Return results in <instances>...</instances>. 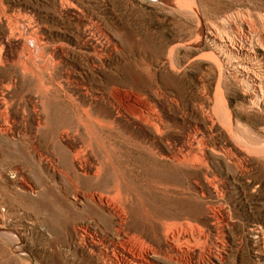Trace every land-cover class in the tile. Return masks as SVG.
Masks as SVG:
<instances>
[{"label": "rangeland", "instance_id": "obj_1", "mask_svg": "<svg viewBox=\"0 0 264 264\" xmlns=\"http://www.w3.org/2000/svg\"><path fill=\"white\" fill-rule=\"evenodd\" d=\"M46 1L47 2L49 1L48 3H50V4L46 3ZM77 1L75 0V2H74L73 0H68V1H66V0H63V1L62 0H57V1L56 0H4V1L0 0V19H1V21H0V23H1L0 38H2V40L4 41V46L7 47L8 44L10 45L12 43L11 41L6 42L7 39L4 40V38H8V34H9L8 33L9 32L8 31L9 25L7 27L8 22L3 18L4 15H6L8 17V19H10V21L12 20L11 23L13 22V25L17 24L19 26V28H21L20 30H22V31L24 30L25 32H26V27L24 28L23 25L26 26L28 24V21L30 20L31 16L36 17V19H38L39 23H41V24H39L40 26H39L38 30L40 29V30H42V32L39 30L41 32V33L39 32V34H42L43 32H45L46 36L48 35L47 37H48V40L50 41L51 47L52 46H61V45L66 46V47H62L63 54L58 52L57 55L56 54L54 55L56 60L58 62H60L59 69L57 70L58 76L56 75V78L58 79V81H57V79H56V81L57 82L61 81L60 83L65 84V82H64L65 74L64 73H65V71H70L71 78H72V83H70V85H73L74 83L76 85V87H75V85H73V86H69L67 88V90L68 89L70 90V91L68 90V94L72 97L73 102H69L68 99L66 97H64L62 94H59L60 97L58 95L50 96L49 97L50 99L49 98L47 99L48 102L46 100V102H45L46 116H43V121L46 122V128H45V130L43 129V131H41L40 134H38L35 139L30 137L29 131L19 132L16 129H14L8 135L0 133L1 137H2V138L0 137V166H2L0 168V177L2 176L0 178V215L2 216V217L0 216V223H1L0 226L5 225L8 222L7 225H5V226L9 231H13V232L18 231L19 234L21 236H23V237H21V242H22L21 246L24 247V245H27V246H25L24 251L28 252V253L30 252V253H29V255L24 257L25 261L22 264H48V263L49 264H58L57 259L53 256L52 253H50V252L44 253L43 252V247H42L43 245H40V244H44V241H45L44 238L48 239V242H52L51 246L52 245L53 246H52L51 250H54V252L56 251V253L59 252L60 255H65L67 249L69 248V246H72V243L74 241L73 239L75 237V228L79 227V226L81 227V225L88 223L89 219H92L93 217H95V212L90 208L89 209H83V210L80 209L81 211H79V212L72 211V209L69 207L68 203L64 202L61 198V194H63L64 191L67 193L68 196H70V194L72 196L69 184H66V183L63 184L62 180L54 177L51 173H50V175H48L49 173L46 171V169H44V167H42V165L39 166V164H37L38 163V153L42 154L43 156L50 157L49 159H52L55 162L54 165L56 164L57 161L59 162V160H57V159H60V161H61L60 164H62V162H65L66 158H67L66 161H68L70 159V157H71L70 152H72L74 150V148H76L78 145L81 144L80 140L73 141L72 136H73L75 128L77 127V123L79 122L78 118H80V116H81L82 109H87L88 108L87 105L90 102H92L90 100V98H88V97H86V99H85V96L80 91L81 85L84 83V80H86V82H88L91 85V87H93L94 89L97 88L98 86L102 85V87L104 89V99L105 100L107 99L106 102H105V100H103V102L101 101L103 104L100 102L101 103L100 105H102L101 110L103 112L104 111L106 112L108 110L113 111L116 107H118L117 106L118 102L115 100L114 94H115V92L119 91V92H122V93L127 94V95H132L135 97V99L137 101L145 102L151 106L156 104L153 107L158 108V110H160V111L162 110V112H164L168 118L170 117L169 120H170V122H172V124H174L173 122H176L177 125L174 124V126H176V128H174V130L170 131V133H169L170 139L173 141L178 140L180 138L181 134H184L185 136L189 135L190 139L192 140L193 132H194V130H196L195 129L196 126H198L199 130L201 131V134L198 133V138L195 141H193L195 151L190 153L191 158H194L195 156H196V158H199V159L202 158L201 164L204 167V168L202 167L201 178H200V180L197 181V184H196V178H195L192 171L183 170V169L179 170V169H175V168L164 167L157 160H155V157L151 153L144 151L140 147V143H142V142L144 143L145 139L144 138L140 139L136 136L131 135V133H130L131 131L128 128H126V125L121 124L118 127H116L114 131L103 130L104 131L103 132L101 130V132H103L102 136H103L104 141H101L100 143H105V145L104 144L103 145L105 147H107V149H108V147H109V149H111V147L113 148V150L112 149L111 150L114 153L110 152L109 149L108 150L106 148L105 149L107 150V153L111 156V158L113 160H116L117 162L120 161V163L122 165L121 169L125 172V176L119 180L124 181L125 183H127V182L130 183V184L128 183L127 186L129 188V190L132 192V194L130 195V197L132 198V201L128 207V210L130 209L129 212L132 213L131 215L135 216L133 218L135 219V223L137 225L136 229L139 232L145 231L144 235L146 237H150V236L153 237L152 232H156L157 234L158 233L162 234L164 232L163 227H165V224L167 222L168 223L170 222L169 223L170 225H178V226L183 225V227L187 225V227H184L186 229H188V227L190 226L188 224L191 223L192 227L191 226L189 227L190 228L189 231H186V229H184V230L186 232H189L187 234L190 235V237H191L190 238V246L192 244H193V246H195V253L200 254L201 256L203 253L204 257L202 256L201 258H202V262L204 264H206L207 262H208V264L213 263V262H211L210 258H208L210 251H212L216 254L219 253V254H217L218 259L216 261H214L215 263H213V264H264V249H263L264 248V240H262V238L264 239V235H263V233H264V161H262V160H264V143H263L264 141L262 142V140H264V136H263L264 135L263 134L264 129H262V128H264V124H262V123H264L263 122V120H264V110H263L264 107H262L263 105H261V103H260L261 106L257 107L256 104H253L251 101H249V96H248V93H246L247 88H246L245 84L244 83L242 84V82H240L239 80H238L239 81L238 82L237 77H235L236 74L234 72V67H235L234 65H236L237 62L246 63L247 60L246 61H245V59L242 60V59H240L239 56H237L235 54L230 55V53L227 50H224V49L234 47L235 50L233 48V51H236V50L240 51L244 47L243 48L244 50L242 49L241 51L252 52L253 48H256L253 51L254 53L252 52L255 55V57L257 56V54L264 52V50L262 49V47H263L262 42L264 41V38H263L264 35L260 36V34H264V0H168V2H166L167 0H86V1L82 0V2H81L82 4L80 3L81 0H77ZM83 2L85 3L84 5H83ZM172 2H173V4H172ZM2 3H4V4H2ZM58 3L62 7L58 6ZM63 3H65L64 7H63V5H64ZM74 3H76V4H74ZM77 4L80 6L78 7ZM56 6H57V8H55ZM66 6H67V9H66ZM70 6L72 7V9ZM74 6H77L78 9H77V7H74ZM35 7H36V9H35ZM45 7H47V8H45ZM48 7H50V8H48ZM68 7H70V8H68ZM63 8H64V11H63ZM74 9H75V11H72ZM26 10H28L29 13ZM76 10H81L82 12L76 11ZM13 11L16 12V14H20V15L23 14L22 16H25V17H23V18H25L24 21L22 19V16L19 17L20 16L19 15L17 17V15ZM18 11L21 13H18ZM47 11H49V12H47ZM60 11H62V12H60ZM66 11H68L67 12L68 14H66ZM31 12H32V14H31ZM50 12L52 13V15ZM59 12H60V15L58 14ZM72 13H73V15H72ZM13 15L16 16L17 19L19 18L20 21H18ZM29 15H31V16L29 17ZM62 15H64V16H62ZM67 15H69V16H67ZM45 16H47V17L45 18ZM99 16H100V18H99ZM12 17H14V18H12ZM26 17H28L29 19ZM70 17L75 18V19L70 20L69 19ZM91 18H92V21H91ZM26 19H27V21H26ZM60 19H62V20H60ZM52 20H53V22H52ZM62 21L64 23H66V21H68V22L65 25L62 23ZM19 22H21L22 24H19ZM91 22H93V23H91ZM53 23H55V24H53ZM56 23H57V27H56ZM81 24L83 26H81ZM92 24H95L96 26H98V24H99L98 27L100 29L102 28L101 29L102 33L105 34V32H106V34L104 35V39H105L104 41L101 40L103 38V36L100 35L98 30H96L92 26ZM48 25L50 27V28L48 27L49 29L47 28ZM43 26H44V28H43ZM45 26H46L47 30L45 29ZM77 26H78V28H77ZM68 27H70V29H68ZM90 27H93V29H90ZM201 27H203V28H201ZM6 28H7V30H6ZM55 28H56V33H55ZM84 28H86V29L84 30ZM88 28L92 31V33L96 30L95 31L96 33L95 32L93 34L91 33L92 36H90V37L96 38L99 36V37H101V39L99 37L98 38L100 40H98V38L96 40H94L95 38L93 39L90 37L83 39V40H85L84 43L88 44L85 46V44L83 43V40L80 36H81V33L83 32V30L88 31L89 30ZM43 29H44V31H43ZM80 29H81V31H80ZM199 29H201V30H199ZM3 30L5 32H3ZM46 31L49 33L51 32V33L49 34ZM198 31H199V35H198ZM79 32H81V33H79ZM64 33H66L67 35ZM241 33H243V34H241ZM70 34L73 36V38L70 37L71 36ZM253 34H256V35L253 36ZM93 35H95V36H93ZM201 37L203 38V40ZM216 37L218 39H216ZM228 37H230L228 40H232V39L237 40V38H239V39H238V42L237 41L235 42L233 40L230 43L227 40ZM231 37H232V39H231ZM240 37H242V38H240ZM79 38H80V40H79ZM89 38H90V40H89ZM196 38H200L202 41L200 39H196ZM258 38H260V39L262 38L263 39L262 42ZM65 39H67V40H65ZM74 39H75V41H74ZM97 40L99 41V43H97L98 42ZM109 40H111V41H109ZM222 40H224V41H222ZM226 40H227V43L225 42ZM250 40H253L252 41L253 43L250 42ZM87 41H89V42H87ZM197 41H200V42H197ZM214 41H216V42L219 41V42L215 43ZM257 41L259 42V44L257 43ZM100 42H102V43H100ZM110 42H112V43H110ZM194 42H196V43H194ZM224 42H225V44H224ZM244 42L247 44H245ZM254 42H255V44H254ZM64 43H66V45H63ZM77 43H78V46H77ZM197 43H199V44H197ZM219 43H220V45H219ZM228 43H229V45H228ZM250 43H251V45H249ZM190 44H192V45H190ZM231 44L232 45L235 44V46L234 45L231 46ZM260 44L262 47L260 46ZM9 45L7 48L4 47V49H3L4 51L3 50L1 51V52H3L2 55L8 57L7 62H6L7 63L6 66L12 65V63L15 64V61H16L15 57L17 55L16 53L19 51V50L18 51L16 50L13 43L11 44L12 49L10 48ZM109 45H111V46H109ZM113 45H115V46H113ZM177 45H179V46H177ZM217 45L219 47L223 46L224 48L220 47L221 50H219ZM253 45H255V47H253ZM263 45H264V42H263ZM50 46H48V48H47V51L49 50V52H51ZM93 46H95V48ZM176 46H177V48H176ZM225 46H227V48ZM67 47H69V48L67 49ZM105 47H107V49ZM249 47H251V48L253 47V48L251 49ZM65 48L68 51L67 50L64 51ZM71 48H72V50H70V52H69V49H71ZM74 48L77 49V51ZM172 48H174V49H172ZM7 49H8V51H7ZM102 49H103V51H102ZM247 49H249V50H247ZM85 51H87V52L85 53ZM92 51H94V52H92ZM218 51L220 53H218ZM221 51L222 52L224 51V52L222 53ZM67 52H69V53H67ZM96 52H99V53H96ZM76 53H78V55ZM215 53H216V55H215ZM221 53H222V55H221ZM81 54L82 55L85 54V56L83 57ZM96 54L101 55L103 57V60H104L103 64L99 61ZM203 54H205V55H203ZM86 55H87V58H86ZM207 55H209V56L206 57ZM212 55H215L216 57H218V60L220 59L219 62H221L220 63L221 67H223L220 70L221 72L218 70V68L214 65L213 61L211 60ZM225 55H227L225 57L226 59L224 58ZM202 56H204V58ZM63 57H64V60H63ZM67 58H68V60H67ZM232 58H233V60H232ZM223 59H225L224 60L225 63L228 61V59H230V62H227L229 65L227 63L225 64ZM234 59H236L237 62L236 61L233 62ZM258 60H259L258 58L255 59L256 65L261 63V61H258ZM77 61L80 63H78ZM10 62H12V63L10 64ZM173 63H174V65H173ZM174 66H177V67H174ZM60 67H63V68L60 69ZM70 69H74V71L70 70ZM223 70H224V72H223ZM176 71H177V73H176ZM228 72H230V73H228ZM231 72H232V75H231ZM87 73H89V74H87ZM220 75H221V81H219ZM61 76H63V77H61ZM77 76H79V77H77ZM81 76H83V77H81ZM84 77H85V79H84ZM234 77H235V79H233ZM202 78H204V79H202ZM45 79H48V78L46 77ZM103 80H104V82H103ZM75 81H77V82H75ZM235 81H237V82H235ZM22 82L20 84V88L22 86V90H24V91L32 89L36 85V83L31 84V83H28L27 81H22ZM218 82H219V84H218ZM78 83H79V85H78ZM174 84H175V86L176 85L177 86L174 87V90H173ZM115 86H116V88H115ZM74 87H75V89H74ZM218 87H219V90H217ZM244 88H246V89L244 90ZM112 90H113V92H112ZM216 92H218V93H216ZM220 92H221V97H220ZM244 93H245V96H244ZM215 94H216V96H215ZM26 95H27L26 97L28 99H30V97L32 98V96H34L33 94L30 95L29 93ZM223 95H224V97H223ZM81 96H83V97H81ZM109 96L113 97L114 99L110 98ZM217 96H219V98H215ZM53 97H55V99H53ZM57 98H58V100H56ZM59 98L62 101L61 100L59 101ZM74 98H75V101H74ZM220 98L223 100L222 102L225 106L229 105L228 107H225L223 105V107H221V111L222 112L225 111L227 114H229V113L232 114V112H233L232 115L234 117L235 123H232L231 120H230L231 122L229 121L227 114L225 115L226 117L224 116L225 112H223V114L220 115L222 112H220V110H219L220 113H218V121L215 124L216 128L215 127L213 128V131H212L213 137H212L211 136L212 133L208 129L209 125L207 123H205V121L202 119V114L200 111H201L202 107H203V109L205 107V109H204L205 111H207L208 108H210L208 112H211L213 109L216 108L214 106H215V104H217L219 102ZM112 100H115V102L113 101V103H112ZM173 100H174V102H173ZM176 100H178L179 102ZM51 101H53V104ZM63 101L66 103H64ZM215 101H218V102L216 103ZM246 101H247V103H246ZM75 102L77 105L79 104L80 107L77 106L75 104ZM59 103H61V104H59ZM104 103H106V104H104ZM109 103L110 104L112 103V104L110 105ZM179 103H181V104H179ZM170 104H172V105H170ZM175 104H177V105H175ZM252 104L255 105L256 108ZM46 105H48V107ZM246 105H247V107H246ZM168 106L169 107L173 106V107L169 108ZM49 107H51V108H49ZM111 107H113V108H111ZM197 107H199V108L197 109ZM248 107H249V109H248ZM253 107H254V109H253ZM179 108H181V109H179ZM226 108H227V110H226ZM228 108H230V109L228 110ZM234 108H236L237 110ZM251 108L253 109V111L251 110L252 112L250 111ZM104 109H106V110H104ZM254 110H255V112L257 110L258 111L257 113H259V114L257 115V113H255ZM183 111H184V113H183ZM228 111H232V112L228 113ZM253 112H254V114H253ZM248 113H249V115H248ZM188 114H190V115L188 116ZM77 115H78V118H77ZM181 115H183V116H181ZM219 115H220V117H219ZM48 116H50V119ZM179 116H181V117L179 118ZM248 117L251 118L252 120L254 118V120L252 121ZM76 118L78 119V121ZM219 118H222L223 120L225 119L224 122L221 121L222 119L219 120ZM235 118H237V119H235ZM241 118H242V120H241ZM68 119H69V121H67ZM104 119L106 121H109V119L106 118V116H104ZM74 120H76V121H74ZM70 121H71V123L74 122L75 124L74 123L71 124ZM186 122H187V124H186ZM218 122H220L222 125H219L220 123H218ZM188 123H190V124H188ZM197 123H198V125H197ZM228 123H229V125H228ZM237 123H239L240 125ZM64 125H65V127H64ZM74 125H76V126H74ZM68 126H69V129H67ZM226 126L230 129H228ZM234 126H236L235 128H237V129H234ZM254 126H256L257 129ZM222 127H223V129H222ZM252 127H254V128H252ZM231 128H233V129H231ZM116 129L118 132L116 131ZM243 129L246 131L247 135L250 134L248 137H250L252 135L253 138H251V139H254V140H251L250 138H248L245 131H243ZM70 130L73 131V133ZM230 130H231V134L226 133V132H230ZM253 130L255 132L257 131V135L260 134L258 136L259 137L258 139L257 138L255 139V136L257 137V135H255L256 133L254 134ZM63 131H67L64 133H68L70 138H67L66 134L62 135L61 133ZM119 131H121V132H119ZM208 132L210 133V135ZM243 132H244V135H243ZM107 133L109 134V135H107L108 137H104V136H106ZM117 133H120V134H117ZM251 133H253V134H251ZM58 134H59V136H58ZM60 134H61V136H60ZM84 134L85 133H83V135ZM234 134H236L237 136H235ZM41 135H42V137H40ZM215 135H217V136H215ZM241 135H243V136H241ZM7 136H8V139H6ZM55 136H56V141H55ZM62 136H64V138ZM59 137H62L63 139L60 138L61 140H59ZM116 137H118L117 140L115 139ZM230 137H232V138H230ZM236 137H241L242 139L241 138L236 139ZM28 138H29V140H28ZM3 139H5V140H3ZM65 139L67 141H63ZM84 139H86V135H85ZM108 139H110L109 141H111V143L113 140H115L116 142L113 141V143L110 144V142L108 143ZM202 139H204L203 142H201ZM218 139H219V141L220 140L221 141L219 142ZM9 140L11 141L12 144H13V142L15 144L10 145ZM16 140H18V143L20 142V145L18 144L19 146L16 145V143H17ZM47 140H49V141H47ZM57 140H59V141H57ZM212 140H213V142H212ZM232 140L234 141V143H236L235 145L232 142ZM236 140H238V142ZM240 140L242 143H240ZM76 141H78V142H76ZM119 141H120V144H119ZM123 141H124V143H123ZM205 141H209V142H205ZM226 141H228V142H226ZM204 142H205V144H204ZM217 142H219V143L217 144ZM257 142L263 143V144L260 145ZM39 143H42V145L41 144L39 145ZM71 143H73V144H71ZM212 143H215V145ZM237 143L238 144L240 143L239 144L240 146L237 145ZM244 143L247 144L248 147H246V145ZM127 144H129V145L127 146ZM176 144H178V142H176ZM203 144L205 146V147H203L204 149L201 148ZM229 144H231V145H229ZM249 144H250V146H249ZM258 144L260 145V147ZM26 145H29L30 147L26 146ZM31 145H33V146H31ZM43 145H44V147H43ZM59 145H60V147H64V148L60 149ZM93 145H94V151H95L98 158H102V156L103 157L106 156V154L103 155L106 152L103 149H101L100 147H97L98 146L97 143L95 144V142H93ZM243 145L246 148H244ZM253 145H255L256 147L255 146L253 147ZM207 146H208L209 150H207L208 149ZM215 146H216V148H215ZM221 146H222V148H221ZM237 146L239 147V149ZM22 147L23 148L25 147L26 149L25 148L23 149ZM36 147H37V149H36ZM52 147H53V149H52ZM57 147H59V149ZM217 147H219V148H217ZM30 148H32V149H30ZM40 148L42 149V151L40 150ZM197 148H200V150L203 149V151L205 150L206 154L204 152H203L204 155L198 154L197 153L198 151H196ZM249 148L250 149L252 148L254 150L249 151ZM57 149L61 153L58 152ZM211 149H214L213 151L215 154L213 153V155H212L210 153ZM223 149H225V150H223ZM222 150H223V152L224 151L228 152V154H226V152H224L225 153L224 154L222 152ZM227 150H230V151H227ZM26 151H27V153H26ZM64 151H66L65 154L67 152L69 154L67 153V156H66L63 153L65 156L62 155V152H64ZM219 151L222 152V154H220ZM231 151L233 152L232 154H231ZM56 152H58L57 154H59V153L60 154L57 155ZM102 152H103V154H102ZM143 152H144V154H143ZM115 153H116V155H115ZM217 153H219V154L217 155ZM229 154L231 156L234 155L233 158L231 156H229ZM36 155H37V159H36ZM50 155H52V157ZM151 155L153 157H150ZM259 155H260V157H259ZM15 156L18 159H16ZM58 156H60V158ZM62 156H64V157H62ZM206 156H208V157H206ZM249 156H251V158ZM238 157H239V161L237 159ZM230 159L233 161L231 162ZM258 159L261 162H259ZM205 160H206V162H205ZM255 160H257V161H255ZM237 162H238V164H236ZM16 163H18L20 165H18V164L16 165ZM35 164H37L38 167ZM60 164L57 163L58 168H63L65 166V165H62V167H61ZM240 164H242V165H240ZM25 166H27V167H25ZM245 166H246V168H245ZM18 168L21 169L22 172L24 171L23 174L24 175L26 174L25 177L28 178L30 181L33 177L35 178L31 182L34 185L37 184L36 185L37 187L39 186L37 189L35 188V192H37V194H35V195H37V196H35V195L33 197H31L29 195L26 196V195H23L21 191L16 189V187H15L16 179L14 177L16 176L15 174H16V171ZM37 168L39 171L37 170ZM242 168H244V169H242ZM31 172H32V175L29 174ZM110 175H111V170H108V173L105 174L101 179H99L98 182H97V180H92L89 178H80L77 180L78 182L77 181L76 182L79 184V186L80 185L82 186V187H80L82 189V191H88V190H92V189L95 191L108 190L116 183V181L118 179L114 175L113 176L112 175L110 176ZM46 176H47V178H46ZM12 177H13V179H12ZM29 177H31V178H29ZM36 178H37V180L40 179V180H38L39 182L36 180ZM51 178H53V179H51ZM48 179H49V181H48ZM108 180H109V182H108ZM3 181H5L6 184ZM101 181H102V183H101ZM49 182H51V183L49 184ZM198 182H200V183H198ZM1 183H3V184L1 185ZM47 184H49V185H47ZM57 184H59V185L61 184V186H57ZM91 185H92V187H91ZM216 185H218V186H216ZM45 186L49 187V190L46 193H43L41 188H43ZM67 186H69V187H67ZM210 186H211V188H210ZM12 187H13V189L15 188L16 190L11 189ZM100 187H102V188H100ZM4 188L7 192L4 190ZM67 189H69V190H67ZM58 190H59V192H58ZM9 192L12 193V195L16 197L15 198L16 200L13 199L12 195ZM19 193L21 194L20 196L18 195ZM222 193H224V194H222ZM7 194H9L11 197ZM38 194H39V196H38ZM40 195L42 197H40ZM221 195H223V196H221ZM21 196L23 199L20 198ZM38 197H40V198H38ZM8 198H10L9 201H8ZM33 198H34V200H33ZM221 198L224 200H222ZM17 199H19V200H17ZM13 200L17 201V202H14ZM135 200H136V202H134ZM11 201H13L14 203H12ZM16 203H18V204H16ZM19 204H21V205H19ZM38 204L40 205V207ZM32 206H34V207H32ZM46 206L48 208H45ZM147 207H149V208H147ZM6 208H8V209H6ZM212 208H214V210L216 212V216L213 218H210L208 215H209L210 210ZM46 209H47V211H46ZM147 209H149V210H147ZM222 209H225V211H223ZM25 210H27V211H25ZM69 210H70V212H68ZM147 211H148V213H147ZM15 213H16V215L13 216V214H15ZM31 213L34 215H32ZM50 213H51V215H50ZM29 214H30V217L28 216ZM61 214L62 215L64 214V215L61 216ZM11 215H12V217H11ZM45 215H47V216H45ZM157 216L159 218H157ZM13 217H14V219H12ZM61 217H62V219H61ZM4 218L7 219V222H5L6 220ZM198 218H200L199 219L200 221L198 220ZM227 218H229V220ZM102 219H103V223H102ZM30 220H31V223L33 222L32 224H30V222H29ZM35 221H36V223H34ZM47 221H49L50 224H49V222L45 223ZM226 222L229 224H226ZM13 223H15V225ZM171 223H173V224H171ZM202 223H205V224L203 225ZM213 223H215V226L217 227V229L215 228ZM223 223H224V225H222ZM16 224H18V225H16ZM28 224H29V227H27ZM101 224H104L102 226L105 228L110 227V221L107 218L101 217ZM193 224L195 225L194 226L195 228L193 227ZM9 225H11V227ZM39 225H41V226H39ZM197 226H199V227L201 226L202 228H199ZM222 226H223V228H222ZM183 227H182V229H183ZM30 228L32 230L33 229H35V230L31 231ZM51 228H53V230ZM198 228L202 229V231L205 233L204 236H203L204 233L201 230H199ZM154 229H155V231H154ZM260 229H261V231L258 232V230H260ZM40 230L41 231L43 230L42 231L43 235H42ZM47 230L51 231L50 232L51 235H49V231H47ZM65 230H69V233H70L69 237L71 240L68 239L69 237L66 238L64 236ZM191 230H193V233L196 235L198 233L197 236H200L199 238H202V237H204V238L201 240L196 235L194 238L193 237L194 234L191 233L192 232ZM210 231L212 232V234ZM256 231H257V234H256ZM29 233H31V237H33V233H34V239L35 240L33 239L32 242L28 241L29 240L28 239ZM199 233H201V234H199ZM27 235H28V237H27ZM201 235H202V237H201ZM256 235H257L258 239H257ZM42 236H44V237H42ZM226 236H227V238H226ZM38 237H40V238H38ZM217 237H218L219 241L216 240ZM255 237H256V239H255ZM260 237H262V238L260 239ZM36 238H38L39 240ZM41 238L43 239V241ZM193 239H195V240H193ZM257 240L260 241L261 243L260 242L258 243ZM200 241L203 243L200 244L201 243ZM208 241H209V244H208L209 246L207 245L208 246L207 247L206 244L208 243ZM225 241H226V243H225ZM197 242H200V243L198 244ZM227 242L229 244H227ZM217 243L220 244V245L218 244L220 246L219 249H218ZM65 244H67V245H65ZM211 245H214V247L212 246L213 250H212V248H210ZM205 246L208 248L209 253L206 250L207 248ZM61 248H62V250H60ZM197 248L200 250H198ZM86 249L87 248H81L78 250V253H77V256H79L78 258H74V257L70 256V258H69V261L71 259L70 263H72V264H80V263L81 264L82 263L83 264H90V263L96 264L95 259H93V257L89 254V252H87L88 249L87 250ZM201 249L203 251L205 250V252H203ZM31 250H35V252L31 251ZM217 250H218V252H217ZM219 250H220V252L223 250L221 253L224 256H222V254H220ZM36 251L37 252L39 251L38 252L39 254ZM188 251L189 250L187 249V252ZM201 251H202V253H201ZM42 253H43V255H42ZM44 255L47 257L44 258L45 257ZM83 255H84V257H83ZM9 257H10L9 250L0 244V262H1L0 264H14V262L11 260V257L10 258ZM85 257H86V259H85ZM81 259H82V261H81ZM2 260H4V261H2ZM5 261L8 263H6ZM44 261H45V263H44Z\"/></svg>", "mask_w": 264, "mask_h": 264}, {"label": "bare ground", "instance_id": "obj_2", "mask_svg": "<svg viewBox=\"0 0 264 264\" xmlns=\"http://www.w3.org/2000/svg\"><path fill=\"white\" fill-rule=\"evenodd\" d=\"M4 1V0H3ZM57 1V0H56ZM63 1V0H62ZM66 1H68V0H66ZM74 2H75V0H73ZM77 1V0H76ZM86 1V0H85ZM49 2V1H48ZM47 1H46V3H48ZM51 2V1H50ZM78 2V1H77ZM76 2V3H77ZM82 2V0L80 1V3ZM166 2H168V0L166 1ZM187 2V1H186ZM61 3V2H60ZM76 3H74V4H76ZM170 3V2H169ZM190 3V2H189ZM2 4H4V3H2ZM48 4H50V3H48ZM54 4V3H53ZM62 4V3H61ZM64 5H63V7L65 6V3H63ZM73 4V5H74ZM82 4V3H81ZM85 3L83 2V5H84ZM172 4H173V2H172ZM72 5V6H73ZM175 5V4H174ZM196 5V4H195ZM4 6V5H3ZM52 6V5H51ZM58 6H61V5H59V3H58ZM77 6L79 7L80 5H78L77 4ZM77 6H74V7H77ZM82 6V5H81ZM171 6V5H170ZM62 7V6H61ZM71 7V6H70ZM70 7H68V8H70ZM73 7V8H74ZM78 7H77V9H78ZM84 7V6H83ZM87 7V6H86ZM42 8V7H41ZM45 8H47V7H45ZM48 8H50V7H48ZM53 8V7H52ZM51 8V9H52ZM55 8H57V6L55 7ZM85 8V7H84ZM5 9V8H4ZM22 9V8H21ZM34 9V8H33ZM35 9H36V7H35ZM54 9V8H53ZM66 9H67V6H66ZM71 9H72V7H71ZM81 9V8H80ZM2 10V9H1ZM69 10V9H68ZM82 10V9H81ZM81 10H76V11H81ZM17 11V10H16ZM21 11V10H20ZM27 12H28V10H26ZM36 11V10H35ZM51 11V10H50ZM55 11V10H54ZM59 11V10H58ZM63 11H64V8H63ZM72 11H75V9L74 10H72ZM4 12V11H3ZM7 12V11H6ZM14 12V11H13ZM34 12V11H33ZM41 12V11H40ZM45 12V11H44ZM47 12H49V11H47ZM60 12H62V11H60ZM60 12L58 13L59 15H60ZM68 11H66V14H68L67 13ZM82 12V11H81ZM93 12V11H92ZM15 14H16V12H14ZM18 13H21V12H19L18 11ZM29 13V12H28ZM51 13V12H50ZM57 13V12H56ZM70 13V12H69ZM78 13V12H77ZM80 13V12H79ZM11 14V13H10ZM31 14H32V12H31ZM39 14V13H38ZM55 14V13H54ZM57 14V15H58ZM62 14V13H61ZM64 14V13H63ZM87 14V13H86ZM90 14V13H89ZM94 14V13H93ZM96 14V13H95ZM17 15V17L20 15V14H16ZM23 15V14H22ZM22 15H20L19 17H21ZM28 15V14H27ZM34 15V14H33ZM42 15V14H41ZM48 15V14H47ZM51 15H52V13H51ZM72 15H73V13H72ZM12 16V15H11ZM14 16V15H13ZM31 15H29V17H30ZM62 16H64V15H62ZM67 16H69V15H67ZM88 16V15H87ZM93 16V15H92ZM98 16V15H97ZM16 19H17V17L16 16H14ZM14 17H12V18H14ZM23 17H25V16H22V19H23V21H24V19L25 18H23ZM47 16H45V18H46ZM49 17V16H48ZM73 17V16H72ZM3 18L8 22V24H7V27H8V25H9V34H8V38H4V40H6V42L8 41H11L13 44H14V46H15V48H16V50L18 51H16L17 53V55H16V57H15V59H16V61H15V64H13L12 62H10V64L12 63V65H10V66H6V62H7V59H8V57L7 56H4V55H2V53L3 52H1L3 49H4V47H6V46H4V41L2 40V38H0V133H2V134H5V135H8V134H10L14 129H16L17 131H19V132H25V131H29V134H30V137H32L33 139H35L36 137H37V135L38 134H40V132L41 131H43V129L45 130V128H46V122L45 121H43V116H46V110H45V102H46V100L50 97V96H53V95H58L59 96V94H62L64 97H66L67 99H68V101L69 102H73V99H72V97L68 94V90H67V88L69 87V86H73V85H75V83L73 84V85H70V83H72V78H71V74H70V71H65V80H64V82H65V84H62V83H60V82H57L58 81V79L56 78V75H57V70L59 69V66H60V62H58L57 60H56V58L54 57V55L56 54L57 55V53L58 52H60L61 54H63V49H62V47H66V46H50V41L48 40V35L46 36V33L45 32H43L42 34H39V32L41 31L42 32V30H38V28H39V24H41V23H39V21H38V19H36V17H34V16H31V18H30V20L28 21V24L25 26V25H23L24 26V28L26 27V32L23 30H20L21 28H19V26L17 25V24H14L13 25V22L11 23V21H10V19H8V17L6 16V15H4L3 16ZM10 18V17H9ZM26 18H28V17H26ZM38 18V17H37ZM55 18V17H54ZM64 18V17H63ZM77 18V17H76ZM80 18V17H79ZM99 18H100V16H99ZM21 19V20H22ZM29 19V18H28ZM42 19V18H41ZM65 19V18H64ZM70 20L71 19H75V18H69ZM87 19V18H86ZM97 19V18H96ZM3 20V19H2ZM18 21H20L19 20V18L17 19ZM60 20H62V19H60ZM69 20V21H70ZM0 21H1V19H0ZM16 21V20H15ZM26 21H27V19H26ZM44 21V20H43ZM51 21V20H50ZM64 21V20H63ZM62 21V23L63 24H65L66 25V23L68 22V21H66V23H64ZM82 21V20H81ZM90 21V20H89ZM91 21H92V18H91ZM94 21V20H93ZM98 21V20H97ZM6 22V23H7ZM52 22H53V20H52ZM99 22V21H98ZM97 22V23H98ZM48 23V22H47ZM61 23V24H62ZM83 23V22H82ZM91 23H93V22H91ZM4 24V23H3ZM19 24H22L21 22H19ZM25 24V23H24ZM53 24H55V23H53ZM60 24V25H61ZM59 25V26H60ZM101 25V24H100ZM0 26H1V23H0ZM74 26V25H73ZM76 26V25H75ZM79 26V25H78ZM78 26H77V28H78ZM81 26H83L82 24H81ZM80 26V27H81ZM91 26V25H90ZM92 26L96 29V30H98V32L100 33V35H102L103 36V38L101 39V37H99L102 41H104L105 39H104V35L106 34V32H105V34L104 33H102V31H101V29L98 27L99 26V24H98V26H96L95 24H92ZM49 27V25L47 26V28ZM56 27H57V23H56ZM67 27V26H66ZM93 27H90V29H93ZM5 28V27H4ZM41 28V27H40ZM43 28H44V26H43ZM50 28V27H49ZM48 28V29H49ZM73 28V27H72ZM201 28H203V27H201ZM45 29H46V26H45ZM66 29V28H65ZM64 29V30H65ZM68 29H70V27H68ZM86 28H84V30H85ZM89 29V28H88ZM88 30V31H84L83 30V32L81 33V32H79V33H81V38H82V40L83 39H86V38H88V37H90V36H92V34L96 31H94L93 33H92V31L91 30ZM6 30H7V28H6ZM47 30V29H46ZM63 30V31H64ZM199 30H201V29H199ZM43 31H44V29H43ZM50 31V30H49ZM53 31V30H52ZM67 31V30H66ZM73 31V30H72ZM80 31H81V29H80ZM3 32H5L4 30H3ZM40 32V33H41ZM47 32V31H46ZM58 32V31H57ZM1 33V32H0ZM47 33H49V32H47ZM51 33V32H50ZM49 33V34H50ZM55 33H56V28H55ZM92 33V34H91ZM96 33V32H95ZM98 33V34H99ZM202 33V32H201ZM237 33V32H236ZM260 33V32H259ZM64 34H66V33H64ZM240 34V33H239ZM241 34H243V33H241ZM246 34V33H245ZM257 34V33H256ZM256 34H253V36L254 35H256ZM1 35V34H0ZM67 35V34H66ZM71 35V34H70ZM96 35V34H95ZM95 35H93V36H95ZM198 35H199V31H198ZM213 35V34H212ZM261 35H264V34H260V36ZM97 36V35H96ZM214 36V35H213ZM238 36V35H237ZM241 36V35H240ZM70 37H72L73 38V36L71 35ZM98 37H90V38H95L94 40H96ZM108 37V36H107ZM110 37V36H109ZM198 37V36H197ZM244 37V36H243ZM246 37V36H245ZM248 37V36H247ZM51 38V37H50ZM65 38V37H64ZM90 38H89V40H90ZM98 38V40H100ZM202 38V37H201ZM207 38V37H206ZM226 38V37H225ZM230 37H228L227 38V40L229 39ZM240 38H242V37H240ZM253 38V37H252ZM263 38H264V36H263ZM62 39V38H61ZM68 39V38H67ZM67 39H65V40H67ZM70 39V38H69ZM196 39H200V38H196ZM216 39H218L217 37H216ZM215 39V40H216ZM231 39H232V37H231ZM238 39L239 38H237V40H234V39H232V40H228V42H230L231 43V41H237L238 42ZM249 39V38H248ZM259 40H261V42H262V38L260 39V38H258ZM60 40V39H59ZM79 40H80V38H79ZM97 40V41H98ZM201 40V39H200ZM202 40H203V38H202ZM201 40V41H202ZM221 40V39H220ZM227 40L225 41L226 43H227ZM246 40V39H245ZM258 40V41H259ZM53 41V40H52ZM69 41V40H68ZM72 41V40H71ZM74 41H75V39H74ZM84 41L85 40H83V43H84ZM93 41V40H92ZM109 41H111V40H109ZM222 41H224V40H222ZM221 41V42H222ZM253 40H250V42H252ZM257 41V43L259 44V42ZM61 42V41H60ZM87 42H89V41H87ZM106 42V41H105ZM197 42H200V41H197ZM215 43H218V42H216V41H214ZM213 42V43H214ZM225 42H224V44H225ZM247 42V41H246ZM260 42V43H261ZM264 42V41H263ZM263 42H262V46L264 47V45H263ZM11 43V44H12ZM92 43V42H91ZM90 43V44H91ZM97 43H99V41L97 42ZM100 43H102V42H100ZM107 43V42H106ZM105 43V44H106ZM110 43H112V42H110ZM109 43V44H110ZM194 43H196V42H194ZM234 43V42H233ZM245 43V42H244ZM249 43V42H248ZM253 43V42H252ZM6 44V43H5ZM11 44L9 45L10 46V48H11ZM69 44V43H68ZM74 44V43H73ZM80 44V43H79ZM85 44V43H84ZM197 44H199V43H197ZM238 44V43H237ZM245 44H247V43H245ZM254 44H255V42H254ZM8 45H7V47H8ZM52 45V44H51ZM63 45H66V43H64ZM81 45V44H80ZM86 45H88V44H85V46ZM95 45V44H94ZM100 45V44H99ZM104 45V44H103ZM190 45H192V44H190ZM194 45V44H193ZM219 45H220V43H219ZM228 45H229V43H228ZM234 46H235V44H233ZM232 44H231V46H233ZM249 45H251V43L249 44ZM48 46H50L51 48H50V50H51V52H49V50L47 51V48H48ZM71 46V45H70ZM77 46H78V43H77ZM82 46V45H81ZM101 46V45H100ZM109 46H111V45H109ZM113 46H115V45H113ZM177 46H179V45H177ZM177 46H176V48H177ZM243 46V45H242ZM260 46H261V44H260ZM261 46V47H262ZM6 47V48H7ZM83 47V46H82ZM94 48H95V46H93ZM102 47V46H101ZM199 47V46H198ZM216 47V46H215ZM217 47L219 48V50H221L220 49V47H223V46H218L217 45ZM226 48H227V46H225ZM247 47V46H246ZM253 47H255V45H253ZM252 47V48H253ZM262 47V49L264 50V48ZM9 48V49H10ZM69 47H67V49H68ZM81 48V47H80ZM84 48V47H83ZM106 49H107V47H105ZM104 48V49H105ZM175 48V47H174ZM174 48H172V49H174ZM175 48V49H176ZM224 48V47H223ZM233 48L234 47H232V48H228V49H224V50H227L229 53H230V55L231 54H235V55H237V56H239L240 57V59H242V60H244L245 59V61H246V63H241V62H237L236 61V59H234V61L233 62H237L236 63V65H234L232 62V64L235 66L234 67V72H235V74H236V76L235 77H237V81L239 80L240 82H242V84L244 83L245 84V86H246V88H247V92L246 93H248V96H249V101H251L253 104H256V106L258 107H260L261 105H263L262 107H264V52H261V53H259V54H257V56L255 57V55L253 54L254 52V50L256 49V48H253V53L252 52H250V51H233ZM238 48V47H237ZM248 48V47H247ZM249 48H251V47H249ZM251 48V49H252ZM12 49V48H11ZM66 48L64 49V51L65 50H67ZM75 49V48H74ZM79 49V48H78ZM202 49V48H201ZM240 49V48H239ZM250 49V50H251ZM260 49V48H259ZM258 49V50H259ZM70 50H72V48L71 49H69V52H70ZM76 51H77V49H75ZM94 50V49H93ZM97 50V49H96ZM200 50V49H199ZM234 50H235V48H234ZM244 50V49H243ZM247 50H249V49H247ZM4 51V50H3ZM7 51H8V49H7ZM68 51V50H67ZM83 51V50H82ZM91 51V50H90ZM102 51H103V49H102ZM107 51V50H106ZM171 51V50H170ZM69 52H67V53H69ZM87 51H85V53H86ZM92 52H94V51H92ZM216 52V51H215ZM222 52V51H221ZM224 52V51H223ZM222 52V53H223ZM256 52V51H255ZM5 53V52H4ZM65 53V52H64ZM72 53V52H71ZM90 53V52H89ZM88 53V54H89ZM96 53H99V52H96ZM113 53V52H112ZM217 53V52H216ZM216 53H215V55H216ZM218 53H220L219 51H218ZM222 53H221V55H222ZM6 54V53H5ZM75 54V53H74ZM77 55H78V53H76ZM87 54V55H88ZM92 54V53H91ZM171 54V53H170ZM208 54V53H207ZM65 55V54H64ZM63 55V56H64ZM82 55V54H81ZM87 55H86V58H87ZM97 55V54H96ZM173 55V54H172ZM203 55H205V54H203ZM211 55V54H210ZM215 55H212L211 56V60L213 61V63H214V65L218 68V70L220 71L223 67H221V62H219L220 61V59L218 60V57H216ZM15 56V55H14ZM60 56V55H59ZM66 56V55H65ZM70 56V55H69ZM74 56V55H73ZM72 56V57H73ZM80 56V55H79ZM83 57L85 56V54L84 55H82ZM105 56V55H104ZM107 56V55H106ZM209 55H207L206 57H208ZM227 55H225L224 56V58L226 57ZM61 57V56H60ZM59 57V58H60ZM78 57V56H77ZM81 57V56H80ZM97 57H98V59H99V61L103 64V57L101 56V55H97ZM203 58H204V56H202ZM231 57V56H230ZM82 58V57H81ZM80 58V59H81ZM237 58V57H236ZM259 59L258 61H261V63H259L258 65H256V63H255V59ZM12 59V58H11ZM72 59V58H71ZM70 59V60H71ZM208 59V58H207ZM226 59V58H225ZM225 59H223V61L225 60ZM231 59V58H230ZM230 59H228V61L227 62H230ZM239 59V58H238ZM63 60H64V57H63ZM67 60H68V58H67ZM232 60H233V58H232ZM62 61V60H61ZM76 61V60H75ZM93 61V60H92ZM98 61V60H97ZM172 61V60H171ZM239 61V60H238ZM244 61V62H245ZM73 62V61H72ZM78 62V61H77ZM99 62V63H100ZM226 62V63H227ZM64 63V62H63ZM70 63V62H69ZM68 63V64H69ZM78 63H80V62H78ZM223 63V62H222ZM224 63H225V61H224ZM223 63V64H224ZM225 63V64H226ZM67 64V63H66ZM73 64V63H72ZM77 64V63H76ZM85 64V63H84ZM88 64V63H87ZM86 64V65H87ZM91 64V63H90ZM89 64V65H90ZM222 64V65H223ZM228 64V63H227ZM62 65V64H61ZM173 65H174V63H173ZM178 65V64H177ZM229 65V64H228ZM227 65V66H228ZM63 66V65H62ZM67 66V65H66ZM73 66V65H72ZM81 66V65H80ZM101 66V65H100ZM224 66V65H223ZM231 66V65H230ZM89 67V66H88ZM99 67V66H98ZM97 67V68H98ZM105 67V66H104ZM174 67H177V66H174ZM61 68H63V67H60V69ZM67 68V67H66ZM70 68V67H69ZM90 68V67H89ZM95 68V67H94ZM176 69V68H175ZM216 69V68H215ZM70 70H73L74 71V69H70ZM64 71V70H63ZM92 71V70H91ZM79 72V71H78ZM221 72V71H220ZM223 72H224V70H223ZM233 72V73H234ZM97 73V72H96ZM176 73H177V71H176ZM175 73V74H176ZM228 73H230V72H228ZM87 74H89V73H87ZM179 74V73H178ZM222 74V73H221ZM226 74V73H225ZM76 75V74H75ZM95 75V74H94ZM231 75H232V72H231ZM230 75V76H231ZM58 76V75H57ZM63 76H61V77H63ZM73 76V75H72ZM97 76V75H96ZM48 78V79H45V78ZM77 77H79V76H77ZM81 77H83V76H81ZM93 77V76H92ZM226 77V76H225ZM235 77L233 78V79H235ZM94 78V77H93ZM219 78H220V80L219 81H221V75L219 76ZM231 78V77H230ZM56 79H57V81H56ZM75 79V78H74ZM84 79H85V77H84ZM202 79H204V78H202ZM224 79V78H223ZM62 80V81H63ZM105 80V79H104ZM104 80H103V82H104ZM228 80V79H227ZM230 80V79H229ZM22 81H27L28 83H31V84H33V83H36V85L32 88V89H29V90H26V91H24V90H22V86H21V88H20V84H21V82ZM80 81V80H79ZM226 81V80H225ZM237 81H235V82H237ZM238 81V82H239ZM75 82H77V81H75ZM23 83V82H22ZM81 83V82H80ZM96 83V82H95ZM110 83V82H109ZM218 84H219V82H218ZM78 85H79V83H78ZM93 85V84H92ZM111 85V84H110ZM206 85V84H205ZM204 85V86H205ZM177 86V85H176ZM175 86V84H174V86H173V90H174V87H176ZM203 86V87H204ZM209 86V85H208ZM75 87H76V85H75ZM75 87H74V89H75ZM206 87V86H205ZM234 87V86H233ZM29 88V87H28ZM31 88V87H30ZM108 88V87H107ZM106 88V89H107ZM115 88H116V86H115ZM240 88V87H239ZM246 88H244V90L246 89ZM78 89V88H77ZM76 89V90H77ZM198 89V88H197ZM203 89V88H202ZM73 90V89H72ZM117 90V89H116ZM217 90H219V87H218V89ZM70 91V90H69ZM80 91L82 92V94L85 96V99H86V97H88V98H90V100L92 101V102H90L87 106H88V108L87 109H82V111H81V116H80V118H78V115H77V118L79 119V122L77 123V127L75 128V130H74V133H73V131H71L72 133H73V136H72V139H73V141H75V140H80L81 141V144L80 145H78L76 148H74V150L72 151V152H70V159L68 160V161H66L67 160V158L65 159V162H62V164H60L61 163V161H60V159H57V160H59V162L57 161L56 162V164L54 165V161L52 160V159H49L50 157H47V156H43L42 154H39L38 153V163L37 164H39V166H41L42 165V167H44V169H46V171L49 173H47L48 175H50V173L54 176V177H56V178H59L60 180H62L63 181V184L64 183H66V184H69V186H70V191H71V193H72V196H71V194H70V196H68L67 195V193L64 191L63 192V194H61V198H62V200L64 201V202H66V203H68V205H69V207L72 209V211H74V212H79V211H81L80 209H92L94 212H95V217H93L92 219H87L88 221V223H86V224H83V225H81V227L79 226V227H76L75 228V237H74V241H73V243H72V246H69V248L67 249V251H66V253H65V255H60V253L58 254V253H56V251L54 252V250H51V248H52V246H51V244H52V242H48V239H46V238H44L45 239V241H44V244H40V245H43L42 247H43V252L44 253H48V252H50V253H52L53 254V256L57 259V261H58V264H72V263H70V261H71V259H70V261H69V258H70V256L71 257H74V258H78L79 256H77V253H78V250L79 249H81V248H87L88 249V251L87 252H89V254L93 257V259H95V261H96V264H204L203 262H202V256H203V253H202V251H201V253H202V256L200 255V254H196L195 253V246H193V244L190 246V235H188L187 233H189V232H186V231H189V227L191 226L192 227V224L190 223V224H188V225H190L189 227H188V229H186V228H184V227H187V225L186 226H184L183 227V225H181V226H178V225H170L167 221V225L165 224V227H163L164 228V232L162 233V234H157L156 232H152L153 233V237L152 236H150V237H146L144 234V232L143 231H138L137 229H136V223H135V219L133 218V217H135V216H132L131 214L132 213H130L129 212V210H128V207H129V205H130V203H131V201H132V198L130 197V195L132 194V192L129 190V188H128V186H127V184L129 183V182H127V183H125L124 181H121V180H119V179H122L124 176H125V172L121 169V163H120V161H116V160H113L112 158H111V156L107 153V150L109 149V147H108V149H107V147H105L104 145H105V143H100L101 141H104V139H103V130H108V131H114L115 130V128L116 127H118L119 125H121V124H124V125H126V128H128L131 132V135H133V136H136V137H138V138H144L145 139V142L143 143H140V147L144 150V151H146V152H149V153H151L154 157H155V160H157L160 164H162L164 167H169V168H175V169H183V170H190V171H192L193 172V174H194V176H195V178H196V184H197V181L198 180H200V178H201V175H202V164H201V159L202 158H196V156L194 157V158H191V156H190V153L191 152H193V151H195V147H194V145H193V141H195L197 138H198V133H200L201 134V131L199 130V127L198 126H196L195 127V129L196 130H194V132H193V136H192V140L190 139V137H189V135H187V136H185L184 134H181V136H180V138L178 139V140H171L170 139V135H169V133H170V131H172V130H174V128H176V126H174V124L175 125H177V123L176 122H173L174 124H172V122H170V120H169V118L166 116V114L164 113V112H162V110L160 111V110H158V108H155V107H153V106H155V105H153L152 103V105L153 106H151V105H149V104H147V103H145V102H141V101H137L136 99H135V97L134 96H132V95H127V94H124V93H122V92H119V91H117V92H115V94H114V98H115V100L118 102V107H116L113 111H110V110H108V111H102L101 109H102V105H100L102 102H103V100H105L104 99V89H103V87H102V85L101 86H98L97 88H93V87H91V85L88 83V82H86V80H84V83L81 85V88H80ZM180 91V90H179ZM112 92H113V90H112ZM111 92V93H112ZM155 92V91H154ZM30 94V95H34V96H32V98L30 97V99H28L26 96V94ZM32 93V94H31ZM110 93V94H111ZM204 93V92H203ZM216 93H218V92H216ZM226 93V92H225ZM224 93V94H225ZM81 94V95H82ZM199 94V93H198ZM205 94V93H204ZM61 95V96H62ZM57 96V97H58ZM215 96H216V94H215ZM244 96H245V93H244ZM60 97V96H59ZM81 97H83V96H81ZM110 97V96H109ZM140 97V96H139ZM220 97H221V92H220ZM223 97H224V95H223ZM110 98H113V97H110ZM113 98V99H114ZM215 98H219V96H217V97H215ZM50 99V98H49ZM53 99H55V97H53ZM64 99V98H63ZM170 99V98H169ZM201 99V98H200ZM207 99V98H206ZM205 99V100H206ZM225 99V98H224ZM56 100H58V98L56 99ZM61 99L59 98V101H60ZM110 100V99H109ZM115 100H112V103H113V101L115 102ZM144 100V99H143ZM210 100V99H209ZM216 100V99H215ZM219 100V99H218ZM62 101V100H61ZM74 101H75V98H74ZM86 101V100H85ZM102 101V102H101ZM107 101V99L105 100V102ZM151 101V100H150ZM176 101H178V100H176ZM223 100L220 98V100H219V102L218 101H215L217 104H215V106L214 107H216L215 109H213L211 112H208L209 111V109L210 108H208V110L207 111H205L204 109H205V107H204V109H203V107L201 108V114H202V119L205 121V123H207L209 126H208V129H209V131L212 133V131H213V128L215 127L216 128V123H217V121H218V113H220V112H222L221 111V107H223V102H222ZM227 101V100H226ZM47 102H48V100H47ZM50 102V101H49ZM52 102V104H53V101H51ZM64 102V101H63ZM77 102V101H76ZM76 102H75V104H76ZM101 102V103H100ZM173 102H174V100H173ZM179 102V101H178ZM199 102V101H198ZM204 102V101H203ZM208 102V101H207ZM228 102V101H227ZM64 103H66V102H64ZM63 103V104H64ZM111 103V104H112ZM246 103H247V101H246ZM250 103V102H249ZM260 103H261V105H260ZM47 104V103H46ZM59 104H61V103H59ZM62 104V105H63ZM81 104V103H80ZM103 104V103H102ZM104 104H106V103H104ZM110 104V103H109ZM110 104V105H111ZM174 104V103H173ZM179 104H181V103H179ZM207 104V103H206ZM209 104V103H208ZM214 104V103H213ZM229 104V103H228ZM252 104V105H253ZM77 105V104H76ZM170 105H172V104H170ZM175 105H177V104H175ZM200 105V104H199ZM211 105V104H210ZM217 105V106H216ZM248 105V104H247ZM247 105H246V107H247ZM47 107H48V105H46ZM72 106V105H71ZM77 106H79L80 107V105L78 104ZM174 106V105H173ZM172 106V107H173ZM225 106V105H224ZM229 105H227V106H225V107H228ZM254 107H255V105H253ZM52 107V106H51ZM51 107H49V108H51ZM85 107V106H84ZM157 107V106H156ZM169 107V106H168ZM172 107H169V108H172ZM201 107V106H200ZM254 107H253V109H254ZM76 108V107H75ZM83 108V107H82ZM111 108H113V107H111ZM196 108V107H195ZM199 107H197V109H198ZM213 108V107H212ZM256 108V107H255ZM80 109V108H79ZM179 109H181V108H179ZM207 109V108H206ZM225 109V108H224ZM230 108H228V110H229ZM234 109H236V108H234ZM233 109V110H234ZM243 109V108H242ZM247 109V108H246ZM248 109H249V107H248ZM253 109L251 108L250 109V111L252 110L253 111ZM104 110H106V109H104ZM219 110H220V112H219ZM226 110H227V108H226ZM237 110V109H236ZM258 110V109H257ZM256 110V112H255V110H254V112L255 113H257L258 111ZM264 110V109H263ZM51 111V110H50ZM78 111V110H77ZM170 111V110H169ZM174 111V110H173ZM172 111V112H173ZM189 111V110H188ZM249 111V112H250ZM251 111V112H252ZM175 112V111H174ZM223 112H225V111H223ZM223 112L220 114V115H222L223 114ZM229 112H232V111H228V113ZM246 112V111H245ZM254 112H253V114H254ZM262 112V111H261ZM106 113V114H105ZM167 113V112H166ZM170 113V112H169ZM176 113V112H175ZM183 113H184V111H183ZM189 113V112H188ZM235 113V112H234ZM75 114V113H74ZM168 114V113H167ZM173 114V113H172ZM182 114V113H181ZM227 113L225 112V114H224V116L226 115ZM232 114H233V112H232ZM231 113H229V114H227V116H228V119H229V121L231 120L232 121V123H235V120H234V117H233V115H232ZM252 114V113H251ZM250 114V115H251ZM259 113H257V115H258ZM187 115V114H186ZM190 114H188V116H189ZM220 115H219V117H220ZM248 115H249V113H248ZM262 115V114H261ZM260 115V116H261ZM104 116H106V118H108L109 119V121H106L105 119H104ZM173 116V115H172ZM181 116H183V115H181ZM181 116H179V118L181 117ZM193 116V115H192ZM198 116V115H197ZM200 116V115H199ZM259 116V117H260ZM49 117V119H50V116H48ZM201 117V116H200ZM226 117V116H225ZM76 118V119H77ZM185 118V117H184ZM249 118V117H248ZM263 118V117H262ZM75 119V118H74ZM78 119H77V121H78ZM187 119V118H186ZM220 119H222V118H219V120ZM227 119V118H226ZM235 119H237V118H235ZM249 119H251V118H249ZM191 120V119H190ZM225 120V119H224ZM224 120L222 119L221 121H223L224 122ZM241 120H242V118H241ZM252 120V119H251ZM253 120H254V118H253ZM252 120V121H253ZM67 121H69V119L67 120ZM74 121H76V120H74ZM174 121V120H173ZM182 121V120H181ZM180 121V122H181ZM230 121V122H231ZM238 121V120H237ZM179 122V123H180ZM251 122V121H250ZM263 122H264V120H263ZM65 123V122H64ZM70 123H71V121H70ZM72 123H74V122H72ZM71 123V124H72ZM218 123H220V122H218ZM75 124V123H74ZM185 124V123H184ZM186 124H187V122H186ZM188 124H190V123H188ZM225 124V123H224ZM237 124H239V123H237ZM262 124H264V123H262ZM53 125V124H52ZM62 125V124H61ZM68 125V124H67ZM197 125H198V123H197ZM200 125V124H199ZM219 125H222L221 123L219 124ZM228 125H229V123H228ZM240 125V124H239ZM253 125V124H252ZM60 126V125H59ZM74 126H76V125H74ZM184 126V125H183ZM242 126V125H241ZM246 126V125H245ZM260 126V125H259ZM64 127H65V125H64ZM191 127V126H190ZM220 127V126H219ZM227 127V126H226ZM236 126H234V129H237V128H235ZM254 127H256V126H254ZM254 127H252V128H254ZM51 128V127H50ZM56 128V127H55ZM60 128V127H59ZM58 128V129H59ZM228 128V127H227ZM242 128V127H241ZM245 128V127H244ZM64 129V128H63ZM67 129H69V126L67 127ZM219 129V128H218ZM217 129V130H218ZM222 129H223V127H222ZM228 129H230V128H228ZM231 129H233V128H231ZM256 129H257V127H256ZM262 129H264V128H262ZM65 130V129H64ZM73 130V129H72ZM101 130L103 131V132H101ZM247 130V129H246ZM261 130V129H260ZM69 131V132H70ZM83 131V132H82ZM116 131H117V129H116ZM115 131V132H116ZM126 131V130H125ZM200 131V132H199ZM240 131V130H239ZM243 131H245L244 129H243ZM250 131V130H249ZM254 131V130H253ZM259 131V130H258ZM64 132H67V131H63L61 134L62 135H65L66 134V137L67 138H70L69 137V134L68 133H64ZM101 132V133H100ZM118 132V131H117ZM119 132H121V131H119ZM183 132V131H182ZM220 132V131H219ZM226 132V131H225ZM241 132V131H240ZM251 132V131H250ZM262 132V131H261ZM44 133V132H43ZM64 133V134H63ZM71 133V134H72ZM83 133H85L84 135H83ZM124 133V132H123ZM203 133V132H202ZM209 133V132H208ZM218 133V132H217ZM216 133V134H217ZM226 133H229V134H231V130H230V132H226ZM239 133V132H238ZM245 133H246V131H245ZM256 133V134H255ZM263 133V132H262ZM61 134H60V136H61ZM101 134V135H100ZM117 134H120V133H117ZM204 134V133H203ZM219 134V133H218ZM217 134V135H218ZM228 134V135H229ZM242 134V133H241ZM251 134H253V133H251ZM254 134L255 135H257V131L255 132L254 131ZM264 134V133H263ZM53 135V134H52ZM85 135H86V139H84V137H85ZM107 135H109L108 133L106 134V136H104V137H108ZM113 135V134H112ZM130 135V136H131ZM209 135H210V133H209ZM217 135H215V136H217ZM235 136H237L236 134H234ZM240 135V134H239ZM243 135H244V132H243ZM243 135H241V136H243ZM246 135H247V133H246ZM250 135V134H249ZM249 135H247V137L249 136ZM260 135V134H259ZM259 135H257V137L255 136V139L257 138H259L258 136ZM16 136V135H15ZM51 136V135H50ZM58 136H59V134H58ZM84 136V137H83ZM111 136V135H110ZM129 136V137H130ZM212 137H213V133H212V135H211ZM214 136V137H215ZM234 136V137H235ZM252 136V135H251ZM248 137V138H253V136L252 137ZM262 136V135H261ZM264 136V135H263ZM0 137H1V134H0ZM29 137V138H30ZM40 137H42V135L40 136ZM63 138H64V136H62ZM62 137H59V140H61V139H63ZM102 137V138H101ZM119 137V136H118ZM118 137H116L115 139L117 140V138ZM128 137V136H127ZM229 137V136H228ZM233 137V138H234ZM2 138V137H1ZM29 138H28V140H29ZM58 138V137H57ZM61 138V139H60ZM114 138V137H113ZM137 138V139H138ZM206 138V137H205ZM204 138V139H205ZM210 138V137H209ZM230 138H232V137H230ZM229 138V139H230ZM237 138H241V137H236V139ZM245 138V137H244ZM6 139H8V136L6 137ZM13 139V138H12ZM27 139V138H26ZM43 139V138H42ZM49 139V138H48ZM53 139V138H52ZM102 139V140H101ZM107 139V138H106ZM125 139V138H124ZM204 139H202L201 140V142H203V140ZM208 139V138H207ZM206 139V140H207ZM215 139V138H214ZM213 139V140H214ZM242 139V138H241ZM3 140H5V139H3ZM45 140V139H44ZM59 140H57V141H59ZM70 140V139H69ZM110 139H108V143L110 142V144H112L113 143V141H115V140H113L112 141V143H111V141H109ZM122 140V139H121ZM126 140V139H125ZM210 140V139H209ZM213 140H212V142H213ZM217 140V139H216ZM228 140V139H227ZM248 140V139H247ZM251 140H254V139H251ZM13 141V140H12ZM17 141V143H16V145H20V142L18 143V140H16ZM15 141V142H16ZM47 141H49V140H47ZM55 141H56V136H55ZM63 141H67L66 139L65 140H63ZM131 141V140H130ZM192 141V142H191ZM218 141H219V139H218ZM221 141V140H220ZM219 141V142H220ZM237 142H238V140H236ZM244 141V140H243ZM246 141V140H245ZM264 140H262V142H263ZM9 142H10V145L12 144L11 143V141L9 140ZM45 142V141H44ZM69 142V141H68ZM72 142V141H71ZM76 142H78V141H76ZM93 142H95V144L97 143L98 144V146L97 147H100L101 149H103L106 153H104L103 154V152H102V154L103 155H105L106 154V156L105 157H103L102 156V158H98L97 157V155H96V153H95V151H94V145H93ZM116 142V141H115ZM176 142H178V144H176ZM205 142H209V141H205ZM205 142H204V144H205ZM219 142H217V144L219 143ZM226 142H228V141H226ZM232 142L234 143V141L232 140ZM250 142V141H249ZM255 142V141H254ZM8 143V142H7ZM29 143V142H28ZM47 143V142H46ZM123 143H124V141H123ZM126 143V142H125ZM129 143V142H128ZM136 143V142H135ZM240 143H242L241 142V140H240ZM239 143V144H240ZM257 143H259V142H257ZM264 143V142H263ZM263 143H259L260 145L261 144H263ZM15 143L13 142V144L12 145H14ZM42 145V143H39V145ZM54 144V143H53ZM58 144V143H57ZM71 144H73V143H71ZM104 144V145H103ZM109 144V145H110ZM117 144V143H116ZM119 144H120V141H119ZM130 144V143H129ZM129 144H127V146L129 145ZM138 144V143H137ZM175 144V145H174ZM204 144L202 145V147L201 148H203V147H205L204 146ZM212 144H214L215 145V143H212ZM236 143H234V145H235ZM238 143H237V145H239ZM245 144V143H244ZM256 144V143H255ZM258 144V145H259ZM18 145V146H19ZM68 145V144H67ZM75 145V144H74ZM125 145V144H124ZM174 145V146H173ZM209 145V144H208ZM229 145H231V144H229ZM246 145V147H248V145L247 144H245ZM257 145V146H258ZM260 145H259V147H260ZM23 146V145H22ZM26 146H29V145H26ZM31 146H33V145H31ZM58 146V145H57ZM73 146V145H72ZM71 146V147H72ZM107 146V145H106ZM133 146V145H132ZM240 146V145H239ZM244 146V145H243ZM249 146H250V144H249ZM255 145H253V147H254ZM21 147V146H20ZM19 147V148H20ZM30 147V146H29ZM42 147V146H41ZM43 147H44V145H43ZM59 147H60V145H59ZM59 147H57L58 149H59ZM111 147V146H110ZM130 147V146H129ZM136 147V146H135ZM210 147V146H209ZM225 147V146H224ZM229 147V146H228ZM227 147V148H228ZM238 147V146H237ZM245 146H244V148H246ZM252 147V148H253ZM256 147V146H255ZM23 148V147H22ZM25 148V147H24ZM23 148V149H24ZM46 148V147H45ZM61 148H64V147H60V149ZM96 148V147H95ZM107 150H106V149ZM132 148V147H131ZM207 148H208V146H207ZM212 148V147H211ZM215 148H216V146H215ZM217 148H219V147H217ZM221 148H222V146H221ZM220 148V149H221ZM232 148V147H231ZM250 149L249 148V151L250 150H254V149ZM263 148V147H262ZM26 149V148H25ZM30 149H32V148H30ZM36 149H37V147H36ZM52 149H53V147H52ZM57 149V150H58ZM111 149L113 150V148L111 147ZM111 149H109L110 150V152H112V153H114ZM133 149V148H132ZM204 149V148H203ZM203 149H201L200 150V148H197L196 149V151H198L197 153L198 154H203V152L206 154V152H205V150L203 151ZM229 149V148H228ZM237 149V148H236ZM238 149H239V147H238ZM256 149V148H255ZM40 150L42 151V149L40 148ZM116 150V149H115ZM207 150H209V148L207 149ZM214 149H211L210 150V153L213 155V153H214V151H213ZM223 150H225V149H223ZM223 150H222V152H223ZM231 150V149H230ZM230 150H227V151H230ZM243 150V149H242ZM39 151V150H38ZM40 151V152H41ZM47 151V150H46ZM62 151V150H61ZM233 151V150H232ZM231 151V154L233 153ZM246 151V150H245ZM244 151V152H245ZM258 151V150H257ZM2 152V151H1ZM58 152H60L59 150H58ZM58 152H56V154L58 153ZM65 152L66 151H64V152H62V155H64L65 154ZM217 152V151H216ZM222 152H220L219 151V153L220 154H222ZM224 152H226V151H224ZM223 152V153H224ZM12 153V152H11ZM26 153H27V151H26ZM32 153V152H31ZM34 153V152H33ZM61 153V152H60ZM59 153V154H60ZM64 153V154H63ZM68 153V152H67ZM67 153L65 154L66 156H67ZM219 153H217V155L219 154ZM248 153V152H247ZM55 154V153H54ZM55 154V155H56ZM59 154H57V155H59ZM69 154V153H68ZM143 154H144V152H143ZM215 154V153H214ZM225 154V153H224ZM223 154V155H224ZM226 154H228V152H226ZM250 154V153H249ZM254 154V153H253ZM31 155V154H30ZM45 155V154H44ZM64 155V156H65ZM113 155V154H112ZM115 155H116V153H115ZM150 156V157H153V156ZM204 155V154H203ZM34 156V155H33ZM49 156V155H48ZM51 157H52V155H50ZM64 156H62V157H64ZM226 156V155H225ZM228 156V155H227ZM229 156H231L230 154H229ZM233 156L234 155H232L231 157L233 158ZM32 157V156H31ZM57 157V156H56ZM59 158H60V156H58ZM69 157V156H68ZM206 157H208V156H206ZM230 157V158H231ZM250 158H251V156H249ZM248 157V158H249ZM258 157V156H257ZM256 157V158H257ZM259 157H260V155H259ZM15 158H16V156H15ZM55 158V157H54ZM227 158V157H226ZM225 158V159H226ZM236 158V157H235ZM16 159H18V158H16ZM31 159V158H30ZM36 159H37V155H36ZM35 159V160H36ZM56 159V158H55ZM200 161H199V160ZM229 159V158H228ZM227 159V160H228ZM238 159V161H239V157L237 158ZM34 160V161H35ZM64 160V159H63ZM62 160V161H63ZM231 160V159H230ZM229 160V161H230ZM235 160V159H234ZM259 160V159H258ZM19 161V160H18ZM56 161V160H55ZM228 161V162H229ZM233 160H231V162H232ZM244 161V160H243ZM255 161H257V160H255ZM262 161H264V160H262ZM36 162V161H35ZM205 162H206V160H205ZM242 162V161H241ZM259 162H261L260 160H259ZM19 163V162H18ZM18 163H16V165L18 164ZM57 163H59L60 165H61V167H62V165H65L63 168H58V165H57ZM64 163V164H63ZM208 163V162H207ZM230 163V162H229ZM245 163V162H244ZM243 163V164H244ZM263 163V162H262ZM37 164H35V165H37ZM235 164V163H234ZM236 164H238V162L236 163ZM18 165H20V164H18ZM240 165H242V164H240ZM248 165V164H247ZM236 166V165H235ZM239 166V165H238ZM249 166V165H248ZM2 166H0V168H1ZM24 167V166H23ZM25 167H27V166H25ZM33 167V166H32ZM37 167H38V165H37ZM263 167V166H262ZM204 168V167H203ZM245 168H246V166H245ZM242 169H244V168H242ZM25 170V169H24ZM37 170H38V168H37ZM42 170V169H41ZM40 170V171H41ZM108 170H111V175L113 176H115L116 178H118L117 179V181H116V183L110 188V189H108V190H102V191H95V190H88V191H82V189L80 188V187H82L81 185L79 186V184L77 183L78 181V179H80V178H89V179H92V180H97V182H98V180L99 179H101L105 174H107L108 173ZM240 170V169H239ZM250 170V169H249ZM15 171V170H14ZM28 171V170H27ZM30 171V170H29ZM39 171V170H38ZM37 171V172H38ZM45 171V172H46ZM24 172V171H23ZM23 172L21 171V169H17V171H16V176L14 177L15 179H16V183H15V187H16V189L17 190H19V191H21L22 192V194L23 195H29V196H31V197H33L35 194H37V192H35V188L37 189L38 187L36 186V185H34L31 181L32 180H34L35 178L33 177L32 179H31V181L28 179V178H26L25 177V175L23 174ZM209 172V171H208ZM13 173V172H12ZM26 173V172H25ZM29 174H31L32 175V172L31 173H29ZM28 174V175H29ZM40 174V173H39ZM110 175V176H111ZM41 176V175H40ZM108 176V175H107ZM106 176V177H107ZM109 176V177H110ZM206 176V175H205ZM2 177V176H1ZM0 177V178H1ZM28 177V176H27ZM32 177V176H31ZM31 177H29V178H31ZM37 177V176H36ZM208 177V176H207ZM4 178V177H3ZM42 178V177H41ZM46 178H47V176H46ZM12 179H13V177H12ZM51 179H53V178H51ZM109 179V178H108ZM2 180V179H1ZM4 180V179H3ZM36 180H37V178H36ZM38 180H40V179H38ZM37 180V181H38ZM106 180V179H105ZM210 180V179H209ZM48 181H49V179H48ZM47 181V182H48ZM51 181V180H50ZM57 181V180H56ZM77 181V182H76ZM111 181V180H110ZM126 181V180H125ZM208 181V180H207ZM4 183H5V181H3ZM14 182V181H13ZM39 182V181H38ZM89 182V181H88ZM87 182V183H88ZM96 182V183H97ZM108 182H109V180H108ZM36 183V182H35ZM51 182H49V184H50ZM101 183H102V181H101ZM198 183H200V182H198ZM210 183V182H209ZM3 183H1V185H2ZM6 184V183H5ZM4 184V185H5ZM49 184H47V185H49ZM56 184V183H55ZM62 184V185H63ZM98 184V183H97ZM130 184V183H129ZM53 185V184H52ZM10 186V185H9ZM36 186V187H35ZM55 186V185H54ZM57 186H61V184L59 185V184H57ZM69 186H67V187H69ZM104 186V185H103ZM199 186V185H198ZM216 186H218V185H216ZM215 186V187H216ZM2 187V186H1ZM56 187V186H55ZM66 187V188H67ZM91 187H92V185H91ZM99 187V186H98ZM209 187V186H208ZM41 188V187H40ZM60 188V187H59ZM58 188V189H59ZM100 188H102V187H100ZM210 188H211V186H210ZM2 189V188H1ZM11 189H13V187L11 188ZM15 189V188H14ZM13 189V190H14ZM15 189V190H16ZM61 189V188H60ZM99 189V188H98ZM4 190H5V188H4ZM39 190V189H38ZM41 190H42V192L43 193H46L48 190H49V187H47V186H45V187H43V188H41ZM67 190H69V189H67ZM66 190V191H67ZM97 190V189H96ZM216 190V189H215ZM2 191V190H1ZM6 191V190H5ZM4 191V192H5ZM9 191V190H8ZM18 191V192H19ZM57 191V190H56ZM61 191V190H60ZM7 192V191H6ZM13 192V191H12ZM17 192V191H16ZM15 192V193H16ZM20 192V193H21ZM58 192H59V190H58ZM62 192V191H61ZM217 192V191H216ZM2 193V192H1ZM10 193V192H9ZM18 194L19 196L21 195V194ZM135 193V192H134ZM11 195H12V193H10ZM60 194V193H59ZM136 194V193H135ZM218 194V193H217ZM222 194H224V193H222ZM7 195H9V194H7ZM16 195V194H15ZM10 196V195H9ZM17 196V195H16ZM35 196H37V195H35ZM38 196H39V194H38ZM198 196V195H197ZM219 196V195H218ZM221 196H223V195H221ZM11 197V196H10ZM12 197H13V199L14 200H16L15 198V196H13L12 195ZM40 197H42L41 195H40ZM40 197H38V198H40ZM134 197V196H133ZM20 198H22V196L20 197ZM27 198V197H26ZM225 198V197H224ZM9 199L10 198H8V201H9ZM23 199V198H22ZM28 199V198H27ZM30 199V198H29ZM37 199V198H36ZM219 199V198H218ZM222 199V198H221ZM220 199V200H221ZM13 200V201H14ZM17 200H19V199H17ZM31 200V199H30ZM33 200H34V198H33ZM222 200H224V199H222ZM11 201L12 203H14V202H17V201ZM134 202H136V200L134 201ZM16 204H18V203H16ZM19 205H21V204H19ZM37 205V204H36ZM39 205V204H38ZM50 205V204H49ZM140 205V204H139ZM145 205V204H144ZM7 206V205H6ZM12 206V205H11ZM14 206V205H13ZM135 206V205H134ZM220 206V205H219ZM2 207V206H1ZM31 207V206H30ZM32 207H34V206H32ZM39 207H40V205H39ZM54 207V206H53ZM146 207V206H145ZM208 207V206H207ZM210 207V206H209ZM15 208V207H14ZM19 208V207H18ZM45 208H48L47 206L45 207ZM138 208V207H137ZM141 208V207H140ZM147 208H149V207H147ZM6 209H8V208H6ZM22 209V208H21ZM59 209V208H58ZM142 209V208H141ZM219 209V208H218ZM17 210V209H16ZM40 210V209H39ZM136 210V209H135ZM145 210V209H144ZM147 210H149V209H147ZM210 210V209H209ZM217 210V209H216ZM223 211H225V209H222ZM9 211V210H8ZM18 211V210H17ZM25 211H27V210H25ZM24 211V212H25ZM33 211V210H32ZM37 211V210H36ZM44 211V210H43ZM46 211H47V209H46ZM60 211V210H59ZM137 211V210H136ZM135 211V212H136ZM141 211V210H140ZM146 211V210H145ZM218 211V210H217ZM19 212V211H18ZM30 212V211H29ZM58 212V211H57ZM61 212V211H60ZM68 212H70V210L68 211ZM87 212V211H86ZM89 212V211H88ZM229 212V211H228ZM12 213V212H11ZM14 213V212H13ZM27 213V212H26ZM46 213V212H45ZM49 213V212H48ZM62 213V212H61ZM137 213V212H136ZM147 213H148V211H147ZM207 213V212H206ZM32 214V213H31ZM80 214V213H79ZM16 215V213L15 214H13V216H15ZM32 215H34V214H32ZM39 215V214H38ZM50 215H51V213H50ZM64 215V214H63ZM62 214H61V216H63ZM161 215V214H160ZM1 216V215H0ZM29 217H30V214L28 215ZM45 216H47V215H45ZM53 216V215H52ZM67 216V215H66ZM145 216V215H144ZM148 216V215H147ZM153 216V215H152ZM210 218H213V217H215L216 216V212H215V210H214V208H212L211 210H210V213H209V215H208ZM2 217V216H1ZM11 217H12V215H11ZM56 217V216H55ZM65 217V216H64ZM101 217H104V218H107L109 221H110V227L109 228H105V227H103L102 225H104V224H101ZM149 217V216H148ZM154 217V216H153ZM44 218V217H43ZM42 218V219H43ZM59 218V217H58ZM157 218H159L158 216H157ZM205 218V217H204ZM225 218V217H224ZM223 218V219H224ZM230 218V217H229ZM229 218H227L228 220H229ZM2 219V218H1ZM6 221L5 222H7V219L6 218H4ZM12 219H14V217L12 218ZM41 219V220H42ZM45 219V218H44ZM61 219H62V217H61ZM165 219V218H164ZM200 218H198V220H199ZM33 220V219H32ZM145 220V219H144ZM197 220V219H196ZM211 220V219H210ZM2 221V220H1ZM4 221V220H3ZM82 221V220H81ZM86 221V220H85ZM200 221V220H199ZM209 221V220H208ZM207 221V222H208ZM30 222V224H32L31 223V220L29 221ZM49 221H47V222H45V223H48ZM205 222V221H204ZM228 222V221H227ZM226 222V224H229V223H227ZM8 223V222H7ZM7 223L5 224V225H7ZM16 223V222H15ZM15 223H13L14 225H15ZM34 223H36V221L34 222ZM81 223V222H80ZM102 223H103V219H102ZM1 224V223H0ZM41 224V223H40ZM49 224H50V222H49ZM171 224H173V223H171ZM184 224V223H183ZM198 224V223H197ZM196 224V225H197ZM203 225L205 224V223H202ZM201 224V225H202ZM209 224V223H208ZM214 224V226H215V223H213ZM5 225H2V226H0V244L1 245H3L4 247H6L8 250H9V255H10V257H11V260L14 262V264H22L24 261H25V256H27V255H29V253L28 252H25L24 250V248H25V246H27V245H24V247L23 246H21V237H23V236H21L20 234H19V232L17 231V232H13V231H9L7 228H6V226ZM16 225H18V224H16ZM47 225V224H46ZM80 225V224H79ZM164 225V224H163ZM217 225V224H216ZM222 225H224V223L222 224ZM10 227H11V225H9ZM21 226V225H20ZM39 226H41V225H39ZM50 226V225H49ZM48 226V227H49ZM150 226V225H149ZM195 225L193 224V227H194ZM207 226V225H206ZM211 226V225H210ZM213 226V225H212ZM228 226V225H227ZM15 227V226H14ZM13 227V228H14ZM26 227V226H25ZM27 227H29V224L27 225ZM140 227V226H139ZM162 227V226H161ZM182 227H183V229H182ZM197 227H199V226H197ZM219 227V226H218ZM261 227V226H260ZM16 228V227H15ZM23 228V227H22ZM33 228V227H32ZM45 228V227H44ZM61 228V227H60ZM195 228V227H194ZM199 228H202L201 226L199 227ZM198 228V229H199ZM215 228L217 229V227L215 226ZM222 228H223V226H222ZM225 228V227H224ZM17 229V228H16ZM31 229V228H30ZM40 229V228H39ZM42 229V228H41ZM52 230H53V228H51ZM50 229V230H51ZM72 229V228H71ZM184 229H186V231L184 230ZM229 229V228H228ZM262 229V228H261ZM261 229L260 230H258V232H260L261 231ZM33 230H35V229H33ZM32 229H31V231H33ZM61 230V229H60ZM195 230V229H194ZM199 230H201L202 231V229H199ZM38 231V230H37ZM41 231V230H40ZM43 231V230H42ZM42 231H41V233H42ZM47 231H49V230H47ZM73 231V230H72ZM154 231H155V229H154ZM192 232L191 233H193V230H191ZM50 232L51 231H49V235H51L50 234ZM158 232V231H157ZM203 232V231H202ZM211 232V231H210ZM27 233V232H26ZM40 233V234H41ZM61 233V232H60ZM204 233V232H203ZM202 233V234H203ZM254 233V232H253ZM24 234V233H23ZM38 234V233H37ZM55 234V233H54ZM72 234V233H71ZM194 234V233H193ZM199 234H201V233H199ZM211 234H212V232H211ZM216 234V233H215ZM214 234V235H215ZM220 234V233H219ZM218 234V235H219ZM256 234H257V231H256ZM259 234V233H258ZM39 235V234H38ZM42 235H43V233H42ZM195 235L196 234H194L193 235V237L195 238ZM197 235H198V233H197ZM196 235V236H197ZM205 235V233L203 234V236ZM221 235V234H220ZM262 235V234H261ZM263 235H264V233H263ZM25 236V235H24ZM64 236L66 237V238H68L69 236H70V233H69V230H65L64 231ZM192 236V235H191ZM208 236V235H207ZM223 236V235H222ZM27 237H28V235H27ZM36 237V236H35ZM41 237V236H40ZM40 237H38V238H40ZM42 237H44V236H42ZM192 237V238H193ZM198 238L200 237V236H197ZM201 237H202V235H201ZM256 237H257V235H256ZM256 237H255V239H256ZM38 238H36V239H38ZM204 237H202V238H199V239H203ZM206 238V237H205ZM226 238H227V236H226ZM262 237H260V239H261ZM29 240L28 241H30V242H32V240L34 239V233H33V237H31V233H29V238H28ZM42 239V238H41ZM50 239V238H49ZM68 239H70V237L68 238ZM214 239V238H213ZM220 239V238H219ZM223 239V238H222ZM221 239V240H222ZM257 239H258V237H257ZM35 240V239H34ZM39 240V239H38ZM71 240V239H70ZM192 240V239H191ZM193 240H195V239H193ZM206 240V239H205ZM212 240V239H211ZM216 240H218V237L216 238ZM226 240V239H225ZM262 240H264L263 238H262ZM261 240V241H262ZM42 241H43V239H42ZM41 241V242H42ZM50 241V240H49ZM219 241V240H218ZM258 241V240H257ZM29 242V243H30ZM201 242V241H200ZM200 242H197L198 244L200 243ZM216 242V241H215ZM224 242V241H223ZM260 241H258V243H259ZM60 243V242H59ZM70 243V242H69ZM194 243V242H193ZM203 242H201L200 244H202ZM225 243H226V241H225ZM224 243V244H225ZM257 243V242H256ZM261 243V242H260ZM263 243V242H262ZM64 244V243H63ZM205 244V243H204ZM209 244V241H208V243L206 244V246ZM219 243H217V245H218ZM222 244V243H221ZM227 244H229L228 242H227ZM65 245H67V244H65ZM196 245V244H195ZM215 245V244H214ZM214 245H211V247L210 248H212V250H213V247H214ZM220 245V244H219ZM218 245V249H219V246ZM29 246V245H28ZM56 246V245H55ZM62 246V245H61ZM204 246V245H203ZM205 246V247H206ZM209 246V245H208ZM207 246V247H208ZM213 246V247H212ZM224 246V245H223ZM63 247V246H62ZM199 247V246H198ZM206 247V248H207ZM39 248V247H38ZM189 250L188 252H187V249ZM200 248V247H199ZM205 248V249H206ZM209 248V249H210ZM223 248V247H222ZM225 248V247H224ZM86 249V250H87ZM198 249V248H197ZM264 249V248H263ZM40 250V249H39ZM57 250V249H56ZM60 250H62V248L60 249ZM186 250V251H185ZM198 250H200V249H198ZM207 251H208V248L206 249ZM221 250V249H220ZM220 250H219V252H220ZM224 250V249H223ZM222 250V251H223ZM31 251H34L35 252V250H31ZM221 251V252H222ZM37 252V251H36ZM39 252V251H38ZM37 252V253H38ZM42 252V251H41ZM40 252V253H41ZM61 252V251H60ZM203 252H205V250L203 251ZM217 252H218V250H217ZM220 252V254H222ZM6 253V252H5ZM8 253V252H7ZM33 253V252H32ZM62 253V252H61ZM200 253V252H199ZM208 253H209V251H208ZM39 254V253H38ZM217 254H219V253H217ZM217 254L216 253H214V252H212V251H210V254H209V257L208 258H210V260H211V262H213V263H215L214 261H216L217 259H218V257H217ZM42 255H43V253H42ZM80 255V254H79ZM86 255V254H85ZM45 256V255H44ZM87 256V255H86ZM222 256H224L223 254H222ZM261 256V255H260ZM9 257V258H10ZM40 257V256H39ZM47 256H45L44 258H46ZM83 257H84V255H83ZM204 257V256H203ZM50 258V257H49ZM82 258V257H81ZM91 258V257H90ZM226 258V257H225ZM262 258V257H261ZM40 259V258H39ZM85 259H86V257H85ZM223 259V258H222ZM38 260V259H37ZM76 260V259H75ZM2 261H4V260H2ZM42 261V260H41ZM51 261V260H50ZM49 261V262H50ZM78 261V260H77ZM76 261V262H77ZM81 261H82V259H81ZM86 261V260H85ZM209 261V260H208ZM6 262V261H5ZM47 262V261H46ZM74 262V261H73ZM91 262V261H90ZM94 262V261H93ZM1 263V262H0ZM6 263H8V262H6ZM44 263H45V261H44ZM53 263V262H52ZM56 263V262H55ZM212 263V264H213ZM220 263V262H219ZM225 263V262H224ZM49 264V263H48ZM81 264V263H80ZM83 264V263H82ZM91 264V263H90ZM206 264H208V262L206 263ZM210 264V263H209Z\"/></svg>", "mask_w": 264, "mask_h": 264}]
</instances>
